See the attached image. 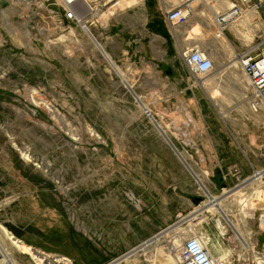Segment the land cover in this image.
<instances>
[{
	"label": "rangeland",
	"instance_id": "1",
	"mask_svg": "<svg viewBox=\"0 0 264 264\" xmlns=\"http://www.w3.org/2000/svg\"><path fill=\"white\" fill-rule=\"evenodd\" d=\"M105 1L94 0L92 5L100 4L99 15L107 20L106 27L98 19L92 18L91 12L89 18L93 20L86 25L94 39L124 72V80L95 49L79 23L67 22L57 15L59 10L53 5V0H0V88L9 90L6 97L8 104L12 102V96L20 100L24 112L27 113L26 109L29 108L40 114L36 121L31 122L25 113L20 126L23 141L18 142L16 150L26 167L45 176L47 179L44 180L54 186V193L58 197L77 201L72 207L75 217H88L84 213L93 214L96 211L85 208L80 211L81 203H90L89 206L94 205V208L96 202L125 203L131 189L136 187V193H142L149 183L153 184L152 189L157 194L167 188L168 196L173 192V182L178 173L189 181L181 183L187 188L186 192L191 197L204 200L202 192H206L200 188L201 192L194 182V179L197 182L199 178L202 179V171L212 170L214 183L220 167L225 169L237 164L245 174H249V168L230 133L238 134L246 139V143L249 140L252 142L249 159L256 168H263L264 113H249V87L240 70L238 57L254 50V34L258 30L264 33V18L256 12H247L242 19L228 26L224 43L223 40L216 42L213 39V14L208 16L204 14L205 11L193 14L184 24L171 30V42L177 56L173 58V71L165 70L168 73L165 78L158 65L146 63L133 66L134 62L129 64L127 61L123 64L112 54V34L107 30L120 14L136 8L144 0H125L123 9H118L117 5V8L105 7ZM147 1L152 4L151 8H156L161 0ZM163 1L172 4V0ZM220 7L216 6L218 10ZM152 11L150 15H153ZM82 14L84 17L85 13ZM150 15L132 16L130 23L141 26L150 19ZM151 18L148 27L154 26L156 19L162 25V17ZM193 24L195 27L191 29ZM192 45L209 50L216 59L215 71L206 78L193 79L182 63L181 50ZM189 78L196 82L195 87H191ZM1 129L8 131L3 124ZM164 133L180 150L183 148L191 156L183 153L187 163L180 156L176 157L167 146ZM23 154L42 164L49 173L46 174L43 168L38 170L32 165L34 160L28 162ZM69 154L70 162L64 165L63 158L66 156L67 159ZM245 189H236L238 193L231 196H241ZM255 190L261 198L255 208L252 202L249 207L264 208V185ZM2 195L0 200L7 196ZM192 201L193 207L183 212L182 216L194 207L195 214L196 210L208 203L197 207L199 201ZM2 204L7 203L4 200L0 204V264H37L30 256L21 254L1 233V228L9 232L8 226L1 222L7 216L12 217L15 226L20 227L16 222L22 225L30 222L33 210L29 207L8 210L2 208ZM191 213L188 218L193 215ZM225 214V222H230L232 219L226 218L228 212ZM260 214H263V218L264 210L258 211L256 217ZM193 223L189 222L188 226L177 224L172 230L163 231L165 237L159 243L144 253H130L127 256L129 262L124 260L118 264H171L174 260L171 258L181 249L182 241L196 235L197 228ZM253 223L256 224V218ZM192 227L196 229L195 233ZM229 234L223 246L228 254L226 259L230 264H246L247 261L253 264L250 248L245 245L242 250L233 242L234 235ZM240 235L248 244L249 239ZM262 236L263 241H260L263 245L260 243L255 251L264 256V233ZM217 242L220 243V240ZM23 243L28 245L27 242ZM28 246L37 252L59 256L36 246ZM2 250L9 259L7 256L4 259ZM217 261L225 263L222 258ZM112 262L114 259L107 264ZM68 263L71 264L69 259Z\"/></svg>",
	"mask_w": 264,
	"mask_h": 264
},
{
	"label": "crops",
	"instance_id": "2",
	"mask_svg": "<svg viewBox=\"0 0 264 264\" xmlns=\"http://www.w3.org/2000/svg\"><path fill=\"white\" fill-rule=\"evenodd\" d=\"M151 6V3L144 0L136 8L120 14L112 22L111 28L107 32L112 34L110 36L112 37V54L118 62L123 64H126V61L129 64L134 62L133 66H141V64L146 63L156 67L158 65V68H162L161 70L167 78L168 73L165 70L173 71V58L177 56V50L171 42L173 40L172 29L163 24L164 22H161L162 25L160 26L159 20L156 19L154 26H147L148 23L151 24V17L158 19L161 17L159 6L157 5L156 8H151ZM151 11L153 15H150ZM141 14H145L147 17L150 15V19L141 26L132 25L130 23L131 17L134 16L135 18ZM163 27L166 32L163 31ZM194 27L195 24L192 25V29ZM164 84L166 85V81ZM8 93L9 90L0 88V194H3L2 196L7 194L6 198L3 197L0 200V204L5 200L7 204H2V208L18 210L29 207L33 210L30 222L25 225L16 222L20 227L15 226V222H12V217L9 218V216L1 221L8 226L9 232L14 237L24 240L23 242H27L33 247L44 249L50 252L49 254L66 257L71 264H107L110 260L119 258L121 254H125L141 242L149 239L153 234L167 229L172 230L173 226L177 224L188 226L189 222H194L193 224L197 228L196 237H207L209 245L211 242L220 240V245L224 246L225 237L230 234L229 232L219 234L217 231L216 227L219 225L212 220L210 215L212 213L214 218H217L216 210L211 203H207L205 208L201 206L195 211V214H193L194 207L189 213L182 216L183 212L193 207L192 199H197L191 197L190 193L186 192L187 188L181 185V183L189 182L182 173L175 175L173 182L175 187L168 196L167 188L162 193L157 194L152 189L153 184L149 183L146 185V189L143 188L142 193H136V187L131 189L127 196L128 201L125 203L121 201L96 202L95 208L94 205L89 206L90 203H81L80 211L84 208L96 211L93 214L92 212L91 214L83 212L86 216L89 215L88 217L82 215L75 217L72 207L76 205L77 201L64 200L63 197H58L54 193L56 191L54 186L44 180L47 178L41 175L39 171L26 167L23 159L17 153V144L23 141L20 126L23 124L26 112H24V106L20 100L11 96L12 102L10 104L6 102ZM164 93H167L166 89ZM26 110L31 122L36 121L37 116H40L38 111L29 108ZM8 112L10 114H7ZM2 124L7 126V132L1 129ZM18 129L20 131H17ZM167 146L169 147V145ZM70 158V154L67 159L66 156L63 158L64 165L70 162ZM205 172L211 173L212 170L202 171V179H200L192 171L211 194L218 195L222 184L219 181L217 171L215 183L213 182V180L215 181L213 174L206 177ZM184 185L189 186L188 183ZM199 186L207 194L201 183ZM199 199L198 204L202 198L199 197ZM203 211L213 212H209L207 215ZM201 212L203 213L200 214ZM190 213L193 215L188 218ZM92 215L94 216L92 217ZM250 215L252 238L250 239V233L249 236L243 234L249 239L248 244L240 238L241 235L236 228L237 223H234L233 219L227 222L234 233V239L237 238L239 241V248L244 250L246 245L251 252L252 246L258 250V245L260 243L263 245L262 233L264 232L258 228L260 220L263 219V214L260 217L255 215L253 219L254 211L250 212ZM196 216L198 217L197 220L195 219ZM221 216L225 220L226 214L221 213ZM234 216L235 222H241L236 215ZM17 217L18 215H16V220ZM255 218L256 224L253 223ZM252 224L256 226L257 230H254ZM192 229L195 233L196 229L194 230V227ZM243 229L245 228L243 227ZM217 238L219 239L217 240ZM248 262L246 264H249Z\"/></svg>",
	"mask_w": 264,
	"mask_h": 264
},
{
	"label": "built area",
	"instance_id": "3",
	"mask_svg": "<svg viewBox=\"0 0 264 264\" xmlns=\"http://www.w3.org/2000/svg\"><path fill=\"white\" fill-rule=\"evenodd\" d=\"M174 1V4H169L165 1L162 2V0L159 3V11L162 17V21L169 29L178 28L193 15L191 4L195 0ZM213 1L221 3L220 10L215 11L212 15V26L214 29L213 39L216 42H221L223 40L225 43V41L227 40L225 32L227 31L228 26L242 19L247 12H256L264 18V0ZM53 2V5H56L57 10H59L57 15H60L67 22L79 23L76 12L74 10V7L77 5V0H53ZM91 6V9L97 7L92 4ZM223 7L225 8L222 9ZM51 12L55 14L54 11ZM89 14L90 12L86 13L84 16L87 20L86 24L91 23L90 21L93 20L89 18ZM254 37V50H251L239 56L238 64L240 66L242 75L244 76V79L246 80L249 87V93L247 96V107L249 113L258 115L260 113H264V33L261 30H258L256 31V34H254ZM181 58L182 63L186 67L188 73L195 80L208 77L215 71V68L217 66L214 55L210 53L209 50L204 49L203 47H200L198 45L184 47L181 50ZM189 80L191 82V87H195L197 85L195 81H192L190 78ZM230 135L233 142L237 145L236 147L240 150L246 166L249 168V174H245L243 169L237 164H232L225 169H222L221 167L218 168L217 173L219 176V181L222 184V186L220 187V193L218 195L211 194L199 179V182L208 193V196H206V194H204L200 190L199 182H197L196 179H194V182L197 185L198 189L202 192L204 197V200L202 199L200 201L198 207H200V205H202L204 202L211 203L213 205V208L216 210L215 215H217V218L215 219L212 213H210V215L211 218H213L212 220L219 225L216 227L217 231L219 233L220 231L221 233L231 232L234 235L228 223L225 222V220L222 218L221 213L228 212V217L226 218L229 219L232 217L231 219L233 220L235 219L234 215H236L241 221L238 208L246 209L247 204H249L250 202H252L253 206L257 204L258 199H260L261 196L257 194L255 188L264 185V167L259 169L256 168L252 161L249 159L248 151L252 147V142L250 140L246 143V139L240 138L238 134L230 133ZM167 138L168 140H166L168 142V145L174 152V154L176 156H180L185 160L184 154L188 155L187 151H185L183 148V151L180 150L179 147H177L169 137ZM188 156L191 158L190 155ZM32 165L35 166L38 170L42 169V164L36 162L35 160L33 161ZM205 175L206 177H208L209 175H211V173L205 172ZM238 188L246 189L241 193V196L232 197L231 195ZM258 211L260 210H254L252 219L255 217ZM204 213L207 215L209 214V212L207 211H204ZM260 216L261 214L259 215V217ZM159 233L151 236L149 239L145 240L137 247L150 242ZM252 235L253 232L251 229L250 239L252 238ZM128 252H126V254ZM251 254L261 255L259 252L255 251V246L251 247ZM63 259L68 261V259L65 257H63ZM173 259L175 261V264H216L208 251L202 247L195 235H192L182 241L181 249L178 253L173 254Z\"/></svg>",
	"mask_w": 264,
	"mask_h": 264
},
{
	"label": "bare ground",
	"instance_id": "4",
	"mask_svg": "<svg viewBox=\"0 0 264 264\" xmlns=\"http://www.w3.org/2000/svg\"><path fill=\"white\" fill-rule=\"evenodd\" d=\"M173 1L174 0H172V4H174ZM93 2H94V0H77V5L74 7V10L76 12L77 19L79 21L80 27H81L82 31L84 32V34L89 37L91 43L93 44L95 49L99 52V54H101L102 57L106 60V62L118 72L120 78L124 80L125 79L124 72L111 60L110 56L106 53L104 48L101 45H99V43L94 39V37L92 36V34L90 32V28L85 23V19L86 18L83 17L84 14H82V13L86 14L88 12H91L92 13L91 17L98 19L99 21L102 22V24H103L102 26L106 27L107 20H105L104 18H102L99 15L100 9L98 8V6H100V4L96 8L91 9V7H92L91 4H93ZM126 2L128 3V1H126ZM124 3H125V0H119V1L106 0L105 4H103V5H105V7L110 6V8L111 7L117 8V6H118L119 7L118 9H123V8H125L124 7L125 6ZM220 4H221L220 2L217 3V2H214L213 0H195L191 4V8H192V11H193L194 15H196L198 11L199 12H202V11L204 12L205 11L204 14L207 13L206 15L209 16L211 14H214V12L218 10L216 8V6H221ZM247 19L250 20V17H248ZM244 20H246V19H244ZM191 29H192V27H191ZM22 156L28 162H30V161L32 162L33 161L26 154H23ZM42 168H43V171L46 174L49 173V171L47 169H45L44 167H42ZM238 190H239V188L236 191H238ZM236 191L233 192V195H236L238 193ZM249 205H250V203L247 204V208L246 209L238 208L240 219H241V226H240V224L239 225L236 224V228L239 231V233L244 234L245 236H249V233H250V230H251V221H250L251 220V215H250V212L255 210L254 209L255 206H254V208H252V207L250 208ZM205 207H207V205L203 206V208H205ZM259 210H264V208H259ZM217 225H218V223H217ZM243 227L245 229H243ZM259 228L261 230H264V217H263V219L261 220V222L259 224ZM240 229H241V231H240ZM1 233H2L3 237L6 236L7 239L11 241L12 245H14L20 251L21 254H26V255L30 256L37 264H69L68 261L63 259V257L50 256V255H48L46 253L37 252V251L33 250L30 246L25 245L22 241H20L17 238L13 237L12 234H10L5 228H1ZM219 234H221V232ZM164 235L165 234L163 232L158 234V235H156L150 242L145 243V244L137 247L136 249L130 251L126 255L122 256L121 258L115 260L111 264H118V263H120L121 261H124V260L126 262H129L130 260H129V258H127V256L130 255V253H131V255H132V253L134 255H138L141 252L144 253L145 250L150 248L152 245L159 243L160 239L162 237H164ZM197 238H198L200 244L202 245V247L205 248L208 251V253L210 254V256L214 259L216 264H220L217 261L220 258L223 259V262H225L224 264H230L231 263V262H229L226 259L228 254L226 253L224 248L220 245V243L211 242L210 245H209V242H207L206 239H203L201 237H197ZM233 242L235 244H237V246L239 247V241H238L237 238L233 239ZM178 244H179V242H178ZM2 254H3L4 259H7V258L9 259V257L7 256V254H6V252L4 250H2ZM6 256H7V258H6ZM253 257H254V260L252 262L253 264H264V256L263 255H256L255 254V255H253ZM172 259L173 258H171V260ZM171 260H169V261H171ZM172 262H174V264H175L174 260L171 261V264H173Z\"/></svg>",
	"mask_w": 264,
	"mask_h": 264
},
{
	"label": "water",
	"instance_id": "5",
	"mask_svg": "<svg viewBox=\"0 0 264 264\" xmlns=\"http://www.w3.org/2000/svg\"><path fill=\"white\" fill-rule=\"evenodd\" d=\"M164 132V131H163ZM164 135V137H165V139H167L168 140V138L165 136V134H163ZM197 201H199L200 199L199 198H197L196 199ZM10 233V232H9Z\"/></svg>",
	"mask_w": 264,
	"mask_h": 264
}]
</instances>
